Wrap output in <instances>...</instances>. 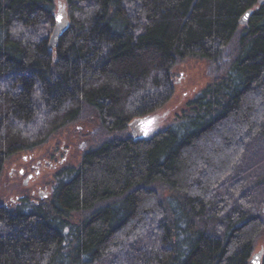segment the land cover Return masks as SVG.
Here are the masks:
<instances>
[{
    "label": "trees",
    "instance_id": "trees-1",
    "mask_svg": "<svg viewBox=\"0 0 264 264\" xmlns=\"http://www.w3.org/2000/svg\"><path fill=\"white\" fill-rule=\"evenodd\" d=\"M64 3L0 0V177L73 127L91 143L47 199L0 201V264H250L264 245V0ZM191 57L211 84L171 126L132 135Z\"/></svg>",
    "mask_w": 264,
    "mask_h": 264
},
{
    "label": "rangeland",
    "instance_id": "rangeland-1",
    "mask_svg": "<svg viewBox=\"0 0 264 264\" xmlns=\"http://www.w3.org/2000/svg\"><path fill=\"white\" fill-rule=\"evenodd\" d=\"M56 4L61 14L64 0H56ZM173 76L175 93L172 99L162 108L134 122L131 125L132 135L149 138L171 126L187 105L199 97L212 81L208 61L194 57L177 65L173 69ZM88 131L86 127H73L33 152L11 157L0 177V201L18 204L23 198L34 201L47 199L52 193L56 175L64 168L76 167L91 145L90 138L86 136ZM22 171L25 174L22 175ZM28 178L30 180L25 185ZM262 249L264 245L258 247L254 254L263 253Z\"/></svg>",
    "mask_w": 264,
    "mask_h": 264
},
{
    "label": "water",
    "instance_id": "water-1",
    "mask_svg": "<svg viewBox=\"0 0 264 264\" xmlns=\"http://www.w3.org/2000/svg\"><path fill=\"white\" fill-rule=\"evenodd\" d=\"M250 16H251L250 12H248L244 15V17L241 20L242 26L246 27L248 25ZM62 31H63V26L61 25V18L58 17V25H57V28L55 29V31L52 35L51 42H50V48L51 49L57 48L58 40H59V37H60ZM29 180H30V178H28L24 184L27 185ZM262 257H263L262 252H260L258 254H254L250 259V264H262Z\"/></svg>",
    "mask_w": 264,
    "mask_h": 264
},
{
    "label": "flooded vegetation",
    "instance_id": "flooded-vegetation-1",
    "mask_svg": "<svg viewBox=\"0 0 264 264\" xmlns=\"http://www.w3.org/2000/svg\"><path fill=\"white\" fill-rule=\"evenodd\" d=\"M21 174L23 175V174H25V172H24V171H22V172H21ZM30 176H31V175H30ZM32 178H33V177H31V179H32ZM41 196H42V195H41Z\"/></svg>",
    "mask_w": 264,
    "mask_h": 264
}]
</instances>
